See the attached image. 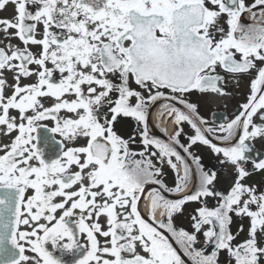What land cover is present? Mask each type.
Listing matches in <instances>:
<instances>
[{
	"label": "snow or ice",
	"instance_id": "snow-or-ice-1",
	"mask_svg": "<svg viewBox=\"0 0 264 264\" xmlns=\"http://www.w3.org/2000/svg\"><path fill=\"white\" fill-rule=\"evenodd\" d=\"M9 8L0 264H264V185L249 183L264 174V0H0ZM242 77L231 118L201 115L193 95L231 97ZM154 108L175 125L166 138L150 131ZM198 145L230 171L225 190Z\"/></svg>",
	"mask_w": 264,
	"mask_h": 264
},
{
	"label": "flooded vegetation",
	"instance_id": "flooded-vegetation-1",
	"mask_svg": "<svg viewBox=\"0 0 264 264\" xmlns=\"http://www.w3.org/2000/svg\"><path fill=\"white\" fill-rule=\"evenodd\" d=\"M11 11V8H9L7 11H0V16H7L11 13ZM250 18V14L246 13L244 19L249 20ZM229 90L233 92L231 97H220L213 95L201 96L199 94H195L193 95L192 99L194 102H197L200 105L201 115L207 118L210 122L215 121L216 123H221L225 118H231L239 104L244 102L246 94L248 93V78L242 77L239 86L237 87L232 85ZM150 123L152 125L150 131L152 134L160 138H166V134L162 131V129H167V135H171L175 129L174 123L170 119L161 118L157 109L155 108L151 111ZM184 129L186 133L190 132L189 126L184 125ZM255 149L256 152H264V143L256 141ZM194 151L200 154L206 169H213L217 171L219 179L215 184V188L219 191L225 190L231 183L232 177L230 171H226L224 166L219 163L217 157L213 155L207 148L198 145L194 148ZM165 171L167 172L166 182L171 185L174 179L173 173L171 169L168 168H165ZM249 183L264 185V174H256L252 176L249 180ZM207 204L209 207H214L216 200L213 198H208ZM196 206L197 205L194 204L187 205L185 214L177 218V223L179 225L188 227L189 214ZM144 210L146 212L147 208ZM236 226V224L233 225V231H235ZM245 226H247L246 221ZM72 258L73 257L71 254H65L64 256V259L68 262V264H71ZM221 260L223 261V254L221 255Z\"/></svg>",
	"mask_w": 264,
	"mask_h": 264
}]
</instances>
